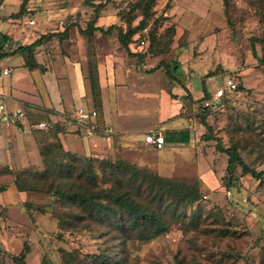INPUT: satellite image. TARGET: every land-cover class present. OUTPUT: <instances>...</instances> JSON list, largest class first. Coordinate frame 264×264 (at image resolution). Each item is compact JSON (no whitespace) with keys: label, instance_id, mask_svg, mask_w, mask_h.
Listing matches in <instances>:
<instances>
[{"label":"rangeland","instance_id":"rangeland-1","mask_svg":"<svg viewBox=\"0 0 264 264\" xmlns=\"http://www.w3.org/2000/svg\"><path fill=\"white\" fill-rule=\"evenodd\" d=\"M8 1L4 10L7 15L21 10L25 0H19V8L12 6L14 0ZM85 1L27 0L22 8L25 13L16 17L20 12L17 11L12 18L27 14L36 20L44 8L55 12L66 10L64 28H70L69 37L64 43H55L53 55L61 50L89 85L95 68L100 85V68H104L102 84L109 82L113 73L123 74L131 90L112 92L113 104L108 92L104 94L105 111L119 116L123 127L143 129L158 123L160 117L167 121L177 113L188 122L192 119L194 151L188 145L183 146V151L165 150L161 155L163 161L168 165L175 163L179 168L168 167L167 173L174 171L173 176L162 178L175 186L198 184L202 200L184 207L170 195L174 188L167 186V193H158L159 182L154 181V176H159L157 171L142 166L151 155L156 158L150 147L143 145L142 154L115 147L107 156L94 159L99 187L111 185L106 183L113 178L118 164L129 165L133 171L143 170L142 174L127 171L119 175L122 189L160 216L164 228L151 239H141L139 230L153 231V224L139 222L132 227L133 221L121 215L115 221L117 226L104 219L88 229L83 222L76 221L65 225L67 229L61 228L58 216L67 217L65 206L55 203L47 214L31 215L26 202L44 205L51 199L38 194L21 197L11 194L0 199V264H15L12 256L22 254L25 244L31 249L25 264H264V184L251 175H243L240 166L235 168L234 181L229 184L227 157L216 149L217 141L204 140L207 128L200 118L205 102L204 86L208 93L215 94L218 88H226L227 78L241 82L242 94L229 99L225 110L210 119V126L222 147L236 144L249 167L264 171V62L260 61L264 58V0H158L147 31L139 32L149 35V43L145 48L136 46L135 41L129 45L130 52L139 56L130 55L123 48L116 29L111 35L96 32L92 37L80 32L93 16V9ZM143 1L95 0V4H105L96 26L108 29L114 25L123 30H127L129 22L130 26H138L145 3L137 5ZM30 8L33 10L28 11ZM155 19H160L158 26ZM20 26L26 27L23 23ZM171 27L176 29L174 37L169 31ZM153 33L156 37L150 40ZM184 49L187 53L181 59ZM9 65L16 64L2 60L1 70ZM189 75L191 88L186 89L184 97L171 98L170 82L176 80L183 89ZM10 80L11 77H3L5 84ZM138 93L143 96L136 97ZM159 95L161 98H154ZM144 96L151 97L143 99ZM87 105L96 107L92 93ZM39 140L46 142L49 134ZM75 140L73 148L83 152L81 137L76 136ZM1 168L0 165V185H10L14 176L4 174ZM41 168L40 164L20 170L43 172ZM78 170L89 171L83 164ZM133 175L139 179H132ZM150 182L156 185L152 191ZM102 257L109 262L100 261Z\"/></svg>","mask_w":264,"mask_h":264},{"label":"crops","instance_id":"crops-1","mask_svg":"<svg viewBox=\"0 0 264 264\" xmlns=\"http://www.w3.org/2000/svg\"><path fill=\"white\" fill-rule=\"evenodd\" d=\"M0 1V39H2V35L8 37L4 51H0V53L10 54L4 59L11 60L16 64L15 66H8L12 70L9 75H5L3 71L6 68L1 70L0 66V102H4L8 110H23L26 113V116L16 125L6 126L4 123H0V165L9 167L10 170L14 168L20 170L24 169L25 166H40L39 147L42 140H39V138L45 133L50 136L49 130L55 123L66 120L69 115L74 116V113L80 107L95 109V106L89 107L87 105L92 93L88 80H85L69 59L63 56L61 50L60 52L56 51L53 55L52 49L55 47V43H64L67 39L60 41L57 37H53L41 47H38L34 53L35 59L41 67L36 70H30L25 66V59L21 54H13L19 47L32 44L41 39L42 36L63 32L65 30L64 19L68 12L66 10L55 12L44 8L43 12H39V15L36 16V20H33L35 24L31 25L29 23L31 19L27 14L20 18H12L14 14H17V11H20L19 9L11 11L8 15L5 14L6 2L9 3V1ZM14 1L15 5L12 6L19 8V0ZM31 10L33 9H28V11ZM14 22L17 24H12ZM21 23L26 27L20 26ZM179 29L177 27V33ZM57 52L58 55H56ZM186 53L187 50L184 49L180 55L181 59L186 56ZM2 60H0V63ZM103 69H99L102 94L100 98L103 108V111L99 109L100 123L103 127L102 131L113 128L114 132L107 136L88 135L77 132L76 126L68 124L64 132L59 134L64 149L77 154L104 157L111 153L115 147L128 153L142 154L141 149H143V145H146L155 151L156 158L151 155V159L143 161L142 166H148L150 169L157 171V175L161 177L173 176L174 171L168 174L167 168H179V165L175 163L168 165L163 161L161 155L164 154L165 150L168 152L183 151L185 145H188L194 151L192 144H195V141L192 139L194 134L191 126L193 120L189 119L190 122H188L185 117L177 113L167 121L160 117L158 123H152L143 129L123 127L119 121V116H112V113L105 111L104 94L108 92L109 102L113 104L112 92L114 93L116 90L130 91L131 87L125 80L123 72H121L122 75L113 73L109 77V82L102 84ZM196 75L198 74L196 73ZM4 76L11 77V80L7 81L6 84L3 82ZM141 78L142 76H140L139 81H142ZM186 81L183 89L179 87L181 85L176 80L170 82L171 98L177 97L180 99L184 97L186 89L191 88V75L186 77ZM210 95L213 96V93ZM135 96L141 97L143 94L138 93ZM148 97L151 96H144L143 99ZM154 98H161V95ZM42 122L52 124V126L45 130L38 129V125ZM153 129H157L165 137V145L162 149H156L145 143V134ZM143 133L145 134L143 135ZM76 136L81 137V143L84 142L83 152L76 151L73 148L77 143ZM49 140L52 141V139ZM193 154L195 156V152ZM11 194H19L18 197L29 195L19 193L11 183L8 185L7 191L0 194V199L8 198Z\"/></svg>","mask_w":264,"mask_h":264},{"label":"trees","instance_id":"trees-1","mask_svg":"<svg viewBox=\"0 0 264 264\" xmlns=\"http://www.w3.org/2000/svg\"><path fill=\"white\" fill-rule=\"evenodd\" d=\"M25 0L22 3V8L25 7ZM95 0H86L85 4L88 7L93 9V16L88 23V26L85 30H80V32L87 37H92L96 32L111 35L113 30L118 31V39L123 48L133 56H139L138 54H133L130 52L129 45L135 41V45L139 46L141 40H146V45L140 48H145L149 43L148 36L139 35V32H143L147 27L148 23L154 18L153 9L157 4L158 0H144L139 2L137 7L144 6L142 10V20L138 26H130L129 22L127 30H123L119 26H110L108 29H104L101 26H96L99 19L102 8L105 4H95ZM225 7H228V1H225ZM21 8L20 12L16 15L19 17L25 13ZM136 7L133 9L135 10ZM138 9V8H137ZM140 9V8H139ZM164 20V19H162ZM155 24L158 26L160 19H155ZM171 30V36H175L176 29L175 27ZM70 28L66 27L63 32L53 33L42 36L41 39L36 42L21 46L16 49L13 54H21L25 59V66L30 70L39 69L41 66L35 59V50L38 47H41L46 41L57 37L60 41H64L69 37ZM150 40L155 39V33L150 34ZM0 39V51H4L5 44L8 42L7 36H1ZM133 45V44H132ZM263 45V44H261ZM253 53L256 58L258 55L256 49L253 48ZM10 54L4 52L0 53V60L8 57ZM259 59V58H258ZM261 62H264V58H260ZM152 72V71H150ZM211 74L210 76H212ZM235 80V79H234ZM236 81V80H235ZM237 82V81H236ZM238 90L237 92L230 93L229 90H226L227 100L237 95L242 94L244 91V86L241 82H237ZM90 87L93 98L96 102L95 110L100 112L101 104V89L99 84V75L97 68H95L90 74ZM204 99H211L212 96L208 93L206 87L204 86ZM202 111L200 113L201 123L207 128V132L204 134L203 138L207 142L217 141L216 149L225 154L227 157V174L229 176V184L232 185L234 181V170L237 166L242 168L243 175H251L253 178L260 181L264 184V171L258 172L255 169L249 167V165L243 160L236 144H233L228 147H222L220 145V139L217 138L210 126V119L216 114L212 110L209 111L208 108L202 105ZM100 114V113H99ZM72 124L74 126L75 122L73 116H67L66 120H61L55 123L52 128H50V136L46 142H40L39 153L42 159L41 166L43 172L27 173L19 169L10 170L7 167L1 168L4 171V174L12 173L14 176L13 185L19 193L29 194V195H45L48 196L51 201L48 204H35L31 202H26L25 207L29 209V212L32 215V212H38L40 214H47L48 208H52L55 203L62 204L67 208L65 216H58V225L60 224L61 228H66L67 224H76L83 222L84 227L88 229L96 222H102L104 219L108 223H113L116 225L115 221L121 216L129 217L133 221L132 227H136L139 222L152 223L154 230H139L138 236L141 239H151L154 237L160 230L164 228V222L160 216L150 211L144 205L140 204L138 200L132 198L130 193L124 191L121 186L122 179L119 178V175H125L127 171H133V168L129 165L118 164L116 166L117 171L113 173V178L108 181L106 184L111 183L107 187H99L97 181V174L93 168L94 159H98L96 156H87L83 154L73 153L71 151H66L59 139V134L64 132L66 125ZM77 127V126H76ZM77 132H80V129L77 127ZM83 164L89 169L87 172L79 173L78 166ZM115 166H113L114 168ZM85 171V170H82ZM122 174H119V173ZM126 172V173H125ZM136 174H142L143 170L133 171ZM154 181H158L159 187L157 189L159 194L167 193V186L174 188L171 189L173 193V199L184 207L193 206L199 203L202 200V194L198 184L188 186V185H178L175 186L173 183L167 181L166 179L160 176H154ZM132 179H139L136 175L132 176ZM151 176L149 180L151 181ZM168 184V185H167ZM156 187L155 184L150 182L149 189L152 191ZM8 185H0V194L7 191ZM121 215V216H120ZM73 217L77 220H73ZM73 220V221H72ZM117 226V225H116ZM67 229V228H66ZM31 253L30 247L25 244L24 252L18 256H12V260L15 264H25L26 256ZM100 261L104 260L107 263L109 262L107 257L99 258ZM182 264V263H179Z\"/></svg>","mask_w":264,"mask_h":264},{"label":"built area","instance_id":"built-area-1","mask_svg":"<svg viewBox=\"0 0 264 264\" xmlns=\"http://www.w3.org/2000/svg\"><path fill=\"white\" fill-rule=\"evenodd\" d=\"M31 25L35 24V21L31 20L29 22ZM147 30L145 29V32ZM139 47H143L146 45V40H141L139 43ZM3 73L5 75H9L12 73V70L6 68ZM226 90H229L230 93L237 92L238 84L232 78H227L226 81V88H220L213 94L211 99H207L204 102V106L213 112L224 111L227 104L226 98ZM238 93V92H237ZM239 94V93H238ZM1 98V97H0ZM26 116L25 111L23 110H8L4 102H0V123H4L6 126L16 125L19 121ZM73 120L75 125L80 129L82 133L92 135V134H99V135H111L113 134V128L106 129L104 131L103 127L100 123V114L95 109H87L80 107L76 110L73 116ZM52 124H47L42 122L38 125V129H48L51 127ZM145 143L156 148L162 149L165 145V137L164 135L158 131L157 129H153L148 131L145 134Z\"/></svg>","mask_w":264,"mask_h":264}]
</instances>
